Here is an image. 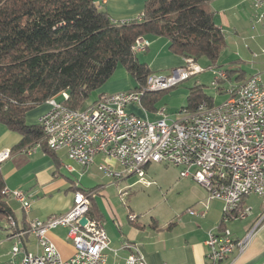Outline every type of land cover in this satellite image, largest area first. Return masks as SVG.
<instances>
[{
    "label": "built area",
    "instance_id": "built-area-1",
    "mask_svg": "<svg viewBox=\"0 0 264 264\" xmlns=\"http://www.w3.org/2000/svg\"><path fill=\"white\" fill-rule=\"evenodd\" d=\"M256 10L258 21L264 18V0H250ZM144 12L136 20L141 21ZM124 24L128 21H114ZM149 45L139 37L134 45L140 53ZM264 53V49H263ZM216 68L215 87L228 79L227 71ZM213 68V69H214ZM204 69L192 58L186 65L171 74L152 73L145 90H123L103 93L96 101L83 108L72 109L53 97L47 102L49 109L39 117L47 147L53 151L66 150L69 157L83 166L95 162L97 155L113 160L121 166L104 161L99 169L115 184L116 181L137 175L146 180V167L153 163H167L179 167L183 178H193L204 186L211 199L223 202L222 223L232 219L246 218L251 208H243L245 196L258 195L262 200V211L258 222L248 233L237 239L229 228L217 233L211 230L206 244L205 264H219L234 252H243L259 226H264V84L260 74L233 84L226 90L229 97L220 105H209L203 101L195 110L183 109L175 117L167 113L165 106L157 109L158 118L150 120L128 110L130 105L142 104L146 92H159L179 85ZM64 99L69 98L63 92ZM42 148L40 142L22 148L32 154ZM10 156L9 150L0 152V163ZM3 193L22 203L26 212L31 209L28 194L22 189L5 187ZM128 193H122L125 200ZM93 192H75L71 208L62 214L47 219H33L29 228L20 232H32L37 236L41 252L27 253L22 264H105L109 235L105 225L89 214ZM191 214L204 216L205 211L188 208ZM87 217L85 224L81 219ZM135 216L132 215V219ZM59 226L69 228L74 253L68 259L49 237V232ZM126 258L128 264H147L144 255L133 246ZM18 240L12 255L20 251Z\"/></svg>",
    "mask_w": 264,
    "mask_h": 264
},
{
    "label": "crops",
    "instance_id": "crops-1",
    "mask_svg": "<svg viewBox=\"0 0 264 264\" xmlns=\"http://www.w3.org/2000/svg\"><path fill=\"white\" fill-rule=\"evenodd\" d=\"M93 1L108 11L114 21H131L144 12L147 0ZM209 6L215 13L217 26L225 35L222 59L219 57L217 64L209 67L224 69L222 63L234 60L239 65L226 70L227 80L232 79L230 72L237 73V83L260 74L264 84V18L258 21L256 16L262 11L256 10L250 0H211ZM144 38L149 41V45L138 55L141 61L148 64L152 73L171 74L186 65V58L171 51L167 38L154 35ZM197 64L200 65L199 62ZM135 86L127 70L120 67L96 91L91 101L103 93L130 90ZM49 107L47 102L30 110L27 120L38 124L39 117ZM158 108V103L156 108H149L142 100V104L130 105L128 110L138 116L156 120ZM166 109L174 117L173 111ZM21 138L19 133L0 122V152L10 151V156L0 163L6 187L24 190L32 204L30 211L26 212L20 201L11 196L6 197L12 215L0 221V264H22L27 253L41 252L34 233L26 232L23 236L18 234L26 231L33 219H47L51 215L67 212L73 204L75 192L80 189L93 192L91 201L97 205V214L91 216L101 221L107 229L110 247L107 249L105 264H128L126 258L131 252L128 245L135 246L144 255L147 264H205L208 251L206 241L211 230L221 233L229 228L233 236L240 239L256 225L262 211V200L258 195L245 196L241 206L251 208L246 218L232 219L223 224V202L211 199L207 189L189 177L182 185L179 184V187L189 189L194 196L186 208L172 209L169 215L158 214L145 220L134 206L128 205L133 188L142 182L140 178L135 180L132 178L134 175H131L111 184L112 180L98 167L108 161L120 169L119 163L106 160L104 155L99 154L93 164L83 166L71 159L66 150L49 152L39 148L32 154H26L15 148ZM151 165L146 167L147 173ZM124 192L128 193L125 207L122 206L120 196ZM190 207L199 212L205 211V215L189 213ZM68 234L69 228L66 226H59L49 232V237L65 259L74 253L73 241ZM18 240L21 249L13 256L12 249ZM219 264H264V226L257 228L243 252H234Z\"/></svg>",
    "mask_w": 264,
    "mask_h": 264
},
{
    "label": "trees",
    "instance_id": "trees-1",
    "mask_svg": "<svg viewBox=\"0 0 264 264\" xmlns=\"http://www.w3.org/2000/svg\"><path fill=\"white\" fill-rule=\"evenodd\" d=\"M210 1L147 0L141 21L120 24L93 0H0V122L22 136L15 148L40 142L50 152L41 125L29 123L27 113L53 97L83 108L120 67L134 79L133 90H145L152 71L132 48L139 37H165L174 54L216 65L225 35ZM167 92H146L142 100L156 108ZM188 101L182 108L189 111L203 101L215 105L200 85ZM5 187L0 164V221L12 215ZM89 214H97L93 201Z\"/></svg>",
    "mask_w": 264,
    "mask_h": 264
},
{
    "label": "rangeland",
    "instance_id": "rangeland-1",
    "mask_svg": "<svg viewBox=\"0 0 264 264\" xmlns=\"http://www.w3.org/2000/svg\"><path fill=\"white\" fill-rule=\"evenodd\" d=\"M220 59H222V55ZM233 61L222 63L224 70L239 65V63ZM199 64L204 70L201 73L190 76L176 87L171 88L172 90L158 101L159 107H167L170 112L173 111L176 117L182 110V107L188 105L189 92L191 88L196 85H200L204 93L213 98L215 105L222 104L229 97V93L226 90L230 89L233 84L238 82L235 78V74L237 75V73L231 74L230 72L229 74L232 76V79L221 82V86L223 85L224 89H219V87H215L213 84L216 76V68L212 69L209 67L210 62L206 57L201 58ZM95 96L96 93L94 92L90 99H93ZM172 96H176V98H171ZM30 121L31 120L28 119L29 123H31ZM180 170L179 167L172 164L153 163L146 175V180L151 182L150 186L142 184V182L137 184L136 187L133 188L134 192L132 193L128 205L134 206L137 209L136 211L140 212L145 220H150L152 216L158 214L169 215L172 209L179 210L186 208V205L191 202L194 196L189 189L187 190L184 187H179V184L181 183L182 185L186 179L181 177ZM132 178L137 180L139 176L134 175ZM122 201L124 204H122V206L125 207L128 198L126 197V199Z\"/></svg>",
    "mask_w": 264,
    "mask_h": 264
},
{
    "label": "water",
    "instance_id": "water-1",
    "mask_svg": "<svg viewBox=\"0 0 264 264\" xmlns=\"http://www.w3.org/2000/svg\"><path fill=\"white\" fill-rule=\"evenodd\" d=\"M87 220H88L87 217H83V218L81 219V223H82V224H85V223L87 222Z\"/></svg>",
    "mask_w": 264,
    "mask_h": 264
}]
</instances>
